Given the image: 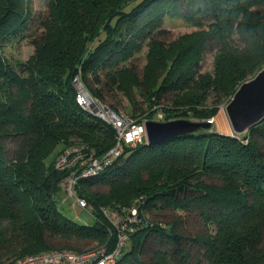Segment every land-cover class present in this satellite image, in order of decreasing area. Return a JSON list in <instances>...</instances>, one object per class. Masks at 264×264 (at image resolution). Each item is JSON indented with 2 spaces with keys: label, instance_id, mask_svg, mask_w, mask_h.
<instances>
[{
  "label": "trees",
  "instance_id": "1",
  "mask_svg": "<svg viewBox=\"0 0 264 264\" xmlns=\"http://www.w3.org/2000/svg\"><path fill=\"white\" fill-rule=\"evenodd\" d=\"M45 4L40 40L31 41L34 53L11 65L1 48L27 37L31 1L0 0V264L62 249L48 237L94 242L112 252L116 238L99 208L121 198L120 206H130L129 195L137 194L143 196L136 199L141 221L130 235V248H123L114 264H264V121L245 139L213 128L152 145H124L98 176L78 182L77 192L95 213L92 225L61 211L60 182L68 172L46 163L59 145L73 140L95 157L116 142L115 129L77 102L76 77L116 114V91L137 88L153 104L141 122L155 120L158 112V121L213 119L217 113L199 108L208 92L216 101H229L243 81L264 68V0ZM166 17H179L196 30L174 38L163 27ZM144 40L156 63L152 78L160 81L147 82L145 67L136 72L130 63L128 73L135 78L126 88L119 65L129 62ZM174 44L178 49L171 58L161 55ZM207 53H214L213 72L198 73ZM168 104L185 110L168 111ZM12 137L21 139L9 156L5 142ZM112 175L118 178L110 185L131 182L122 195L113 190L108 200L89 190ZM206 177L220 183H206ZM142 209L153 213L146 218Z\"/></svg>",
  "mask_w": 264,
  "mask_h": 264
},
{
  "label": "rangeland",
  "instance_id": "2",
  "mask_svg": "<svg viewBox=\"0 0 264 264\" xmlns=\"http://www.w3.org/2000/svg\"><path fill=\"white\" fill-rule=\"evenodd\" d=\"M30 1H31L32 12H31V23L29 25V30L26 33L27 37L15 38V39H12L10 41H7L6 43L3 44L2 48H1V55H2L3 60L6 63H9L11 65H14L18 62L27 61L30 58V56L34 53V45L32 44L31 41L36 40L38 42L40 40V37H41L42 30L39 28V20L44 15H46V12H47L45 0H30ZM163 25H164L163 27L168 30L170 36H173L174 38H178L182 35L191 33V32L196 30L195 27L191 26L188 22H186L185 20H183L179 17H172V18L166 17ZM177 41H179V39H177ZM145 42L147 43L146 40H144L142 42L143 44L141 45L140 51L136 52V54L133 56V58L130 59L129 62H124L123 64L119 65V68H123L120 70H121V73L123 74L122 75L123 76V82L127 85L126 88L129 86L128 84L134 83V78H135L133 75L128 73V70H129L128 66L130 67V63L134 67L136 72H141L143 67H145L144 71L146 72L145 75H146L147 82H149L151 84L152 83L155 84V83H158L160 81V80L159 81L153 80V78H152V72H153V69L156 67V63L149 56V53H148L149 47L147 45H145ZM177 49H178V47L175 44L171 47L163 48V50L161 51V52H163V54H161V55L164 56L166 54L167 56H169L171 58V56H173L175 54ZM213 56H214V53H207L201 57L198 65L196 67V70H198V73H210V74H212V72H213V61H214ZM251 78H249V79H251ZM249 79H247V80H249ZM75 81H76L75 86L77 89V93H80L79 87L81 86L84 89H85V87L81 84L80 80L77 77H76ZM79 96H80V94H79ZM89 96L92 99V101L95 102L96 105L99 106V109L101 110L100 115L102 114V116H104L105 118H108L107 112L103 110L104 107H108V106H106L102 103L99 104L98 101L96 99L92 98L90 94H89ZM226 101H227L226 98H223L221 100L216 101L215 97L213 96V93L210 91V92H208V96H207L204 104L200 105L199 108H206L207 107L210 109V111L212 113L213 112L217 113L215 115V117H212L213 122L210 123L212 126V129L214 128V130H216V131L218 130L220 132H225V133L230 134L231 132H230L229 126L227 124L226 116L224 113L225 104L228 102V101L227 102ZM114 103L118 107V113L117 114L113 110H111L109 107L108 108L111 111H113V113H115V115L121 117L123 120L125 119L126 122L128 121L127 123L134 122V121H140V119H142V117L144 116V113L149 114L153 110V108H152L153 104L151 102V99H149L148 97H143L137 88H132L131 90L126 89V91H116V93L114 95ZM136 108H137V110H135ZM167 110L175 112V111H181V110H185V109L173 108V106L171 104H168ZM160 118H161V113L158 112L157 116L155 117V121H157ZM209 122H211V121H209ZM114 129H115V137H116V142L114 144V146H115L117 143V140L120 138L121 132H119V130L117 131L116 128H114ZM20 139H21L20 137H12V138L6 140V142H5L6 151H7L9 156H12L14 151L17 149V145H18ZM144 139H146V137ZM76 143H80V140H73V141H70L68 144L59 145L56 148V150L48 157V159L46 160V163L48 165H50V163H54V161L56 160V158L58 157V155L61 152H63L66 148L68 149V147L70 148V147L74 146V144L79 145V146H83L81 144H76ZM83 147H85V146H83ZM129 147H132V146H129ZM86 148L88 151L92 150L89 147H86ZM114 178L117 179L118 175H112L109 178L99 179L96 181V183H94L90 186L89 190L105 196L106 199H108L109 197L111 198V195H112L111 193L113 190L118 192L119 193L118 195H122L121 193L124 190H126L128 187H130L131 182L129 180H126L123 183H120L117 185L108 184V182ZM204 181L206 183H217V184L220 183L217 179L208 178V177L204 178ZM75 185H74V187H75L76 197L82 198L83 200H85V203L88 205V203L86 202V199L81 197V195H79V193L76 190L80 184L76 183ZM82 189H85V188L83 187ZM118 189H120V190H118ZM60 192L61 193L59 195V201H60L59 205H60L61 211L65 214L66 217H68L71 220L76 221L77 223H79L81 225H84V224L92 225L94 223V220L91 218V216L89 214H87L86 211L84 212V210L76 207V204L67 197V192L65 190L63 191L61 187H60ZM141 197H143V196H141V194H137L135 196L129 195L128 201L129 202H132L134 200L136 201V199H140ZM122 200H123V198H121L120 200H117V199L111 200V201L109 200V203H118L115 205V207H117V205H119V202ZM89 206L92 207L91 205H89ZM102 207L110 208V205H106V206H102ZM137 208H138V206H137ZM147 210L142 209L143 216H145L146 218H149L151 216V213H153V212L150 213V211H147ZM139 211H140V209L137 210L138 218H139ZM93 214L95 215V213H93ZM140 221H141V218H140ZM48 240L53 245H55L57 248H62V249H65V247H72L74 250L87 251V250L94 248V246H95L94 242L92 243L89 241H79V240H75V239H62V238H58V237H54V238L48 237ZM129 240H130V237H129ZM124 244H125V246H124L125 250L129 249L131 246L130 242H125ZM31 255H34V254H31ZM26 256H29V255H26ZM26 256L19 257V258L16 257V258L20 259V258H24ZM18 259H16V260H18ZM16 260L14 257V258L10 259V261H8L4 264H8V263L14 262Z\"/></svg>",
  "mask_w": 264,
  "mask_h": 264
},
{
  "label": "built area",
  "instance_id": "3",
  "mask_svg": "<svg viewBox=\"0 0 264 264\" xmlns=\"http://www.w3.org/2000/svg\"><path fill=\"white\" fill-rule=\"evenodd\" d=\"M77 93V102L90 111L91 106L85 105L82 96ZM97 100V99H96ZM100 104L101 102L97 100ZM93 107H98L94 102ZM103 107V106H102ZM89 108V109H88ZM104 111H106L103 108ZM100 109L95 115L105 120L107 123L121 132L116 145L101 157H95L94 151H88L86 147L74 145L61 152L54 161V168L58 171L68 172V175L60 182L62 190L67 192V197L76 204V207L86 211L94 218L93 208L85 203L82 198L75 195L74 185L81 179L98 176L101 171L112 164L121 155L126 146H136L146 141L144 133V121H134L127 123L125 119L107 112L108 118L100 115ZM207 121L213 122V119ZM76 186V185H75ZM74 187V188H73ZM138 200H134L130 206H110V208L100 207L99 213L109 224L110 233L116 238L115 247L112 252H107L102 246L94 247L87 251H73L57 249L41 252L20 258L8 264H114L122 254L125 242H129L130 235L135 231L140 218L137 215ZM130 207V208H129Z\"/></svg>",
  "mask_w": 264,
  "mask_h": 264
},
{
  "label": "water",
  "instance_id": "4",
  "mask_svg": "<svg viewBox=\"0 0 264 264\" xmlns=\"http://www.w3.org/2000/svg\"><path fill=\"white\" fill-rule=\"evenodd\" d=\"M96 114L98 107H89ZM106 111H111L104 107ZM224 113L230 129V135L245 139L249 129L264 121V68H261L251 79L243 81L225 104ZM209 121L193 119H172L167 121L146 120L144 133L148 145L159 143L172 136L194 134L210 131Z\"/></svg>",
  "mask_w": 264,
  "mask_h": 264
},
{
  "label": "bare ground",
  "instance_id": "5",
  "mask_svg": "<svg viewBox=\"0 0 264 264\" xmlns=\"http://www.w3.org/2000/svg\"><path fill=\"white\" fill-rule=\"evenodd\" d=\"M80 95L82 96V99L87 106H95L94 102L90 98L89 94L86 92V90L83 87H79Z\"/></svg>",
  "mask_w": 264,
  "mask_h": 264
}]
</instances>
